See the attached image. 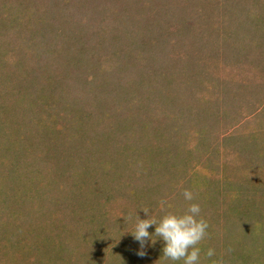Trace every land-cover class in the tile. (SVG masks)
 Here are the masks:
<instances>
[{
    "label": "rangeland",
    "instance_id": "374dc122",
    "mask_svg": "<svg viewBox=\"0 0 264 264\" xmlns=\"http://www.w3.org/2000/svg\"><path fill=\"white\" fill-rule=\"evenodd\" d=\"M184 189L264 264V0H0V264H172Z\"/></svg>",
    "mask_w": 264,
    "mask_h": 264
},
{
    "label": "clouds",
    "instance_id": "9594fccd",
    "mask_svg": "<svg viewBox=\"0 0 264 264\" xmlns=\"http://www.w3.org/2000/svg\"><path fill=\"white\" fill-rule=\"evenodd\" d=\"M182 196L186 206L179 211L170 210L165 206L161 209V215L155 217L150 214V209L141 208L147 218L142 219L138 215L134 220L133 229L129 231L134 240L140 244L137 255L145 254L146 240L150 238L151 243L155 244L159 238L164 242L161 257L165 262L175 264L180 261L182 264H201V249L197 245L208 235L209 223L201 215V206L193 191L184 189ZM128 219L131 217H125V221ZM152 225H155V230L149 232L148 229ZM204 256L206 259H212L216 256V250L209 247ZM214 264H219V262H214Z\"/></svg>",
    "mask_w": 264,
    "mask_h": 264
}]
</instances>
